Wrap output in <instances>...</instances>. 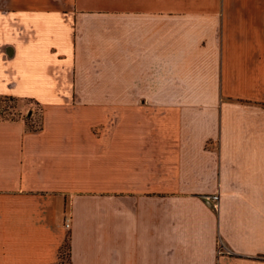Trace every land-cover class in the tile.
Wrapping results in <instances>:
<instances>
[{
  "label": "crops",
  "instance_id": "obj_1",
  "mask_svg": "<svg viewBox=\"0 0 264 264\" xmlns=\"http://www.w3.org/2000/svg\"><path fill=\"white\" fill-rule=\"evenodd\" d=\"M0 95V264H264V0H0Z\"/></svg>",
  "mask_w": 264,
  "mask_h": 264
},
{
  "label": "rangeland",
  "instance_id": "obj_2",
  "mask_svg": "<svg viewBox=\"0 0 264 264\" xmlns=\"http://www.w3.org/2000/svg\"><path fill=\"white\" fill-rule=\"evenodd\" d=\"M14 116L25 120L29 126H38L43 120V104L26 96H15L12 98L0 95V117ZM63 263L67 264V250L64 248Z\"/></svg>",
  "mask_w": 264,
  "mask_h": 264
},
{
  "label": "trees",
  "instance_id": "obj_3",
  "mask_svg": "<svg viewBox=\"0 0 264 264\" xmlns=\"http://www.w3.org/2000/svg\"><path fill=\"white\" fill-rule=\"evenodd\" d=\"M4 97H9V98H12V97H14V96H12V95H3ZM0 118H2V119H22V118H19V117H14V116H2V117H0ZM24 122H25V120L24 119H22ZM25 126H26V128L27 129H39V128H41V126H42V121H41V123L38 125V126H29L26 122H25Z\"/></svg>",
  "mask_w": 264,
  "mask_h": 264
},
{
  "label": "built area",
  "instance_id": "obj_4",
  "mask_svg": "<svg viewBox=\"0 0 264 264\" xmlns=\"http://www.w3.org/2000/svg\"><path fill=\"white\" fill-rule=\"evenodd\" d=\"M214 197H217V195H215ZM66 225H68V223H66Z\"/></svg>",
  "mask_w": 264,
  "mask_h": 264
}]
</instances>
